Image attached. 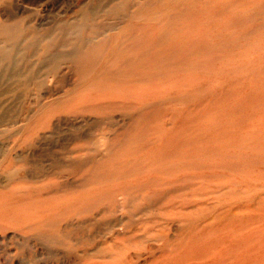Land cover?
Masks as SVG:
<instances>
[{
  "label": "rangeland",
  "instance_id": "1",
  "mask_svg": "<svg viewBox=\"0 0 264 264\" xmlns=\"http://www.w3.org/2000/svg\"><path fill=\"white\" fill-rule=\"evenodd\" d=\"M137 35L183 49L147 63L187 68L164 88L220 93L190 104L184 159L156 120L125 140L142 108L88 99ZM0 44V264H264V0H0Z\"/></svg>",
  "mask_w": 264,
  "mask_h": 264
},
{
  "label": "bare ground",
  "instance_id": "2",
  "mask_svg": "<svg viewBox=\"0 0 264 264\" xmlns=\"http://www.w3.org/2000/svg\"><path fill=\"white\" fill-rule=\"evenodd\" d=\"M9 29L13 30L14 26H10ZM150 34L153 35L155 33L153 31ZM13 35H16V32H13ZM142 44L143 43L138 41L137 35L132 46L127 48L126 51L122 52L114 63V65H116V68L113 71L114 82L107 83L106 79L100 77L99 87H101V90L96 94L89 95L88 99L95 103H100L105 100H122L129 107H138V109L142 108L141 111L134 113L135 115L132 116L130 126L124 131L126 135L125 140L130 139L138 141V126L146 123L148 126H150L149 129L152 130L153 125H151V122L156 120L157 124L162 126L158 127L156 131L158 136L155 137V142L146 141L145 143L149 142L151 148L159 150L160 153H163V148L167 145L166 147L168 148L170 154L176 158L184 159L190 154V150L185 147L184 143L189 146L188 142L192 139L191 134H188L187 131L192 133L193 130L192 125H190L188 121L194 117V115H196L195 109L192 108L190 104L192 102L196 105L204 104V97L207 93H210V96H213L214 99H216L220 93L218 91H207V84H204L203 88L186 91L191 82L184 85H175L174 87L176 89V93L167 90L163 87L165 84L173 82L185 83L188 78H190L187 68L172 67V73H167L165 71L152 73L151 66L147 63L155 61L159 64H163L165 62H174L176 60H186V57L183 54V49H172L170 45L165 44L166 49L168 50V52H166L163 48L156 46L144 47ZM2 45L3 44H0L1 47ZM0 53V60L8 59L11 55V52H9L6 47L1 48ZM193 74L197 73L193 72ZM141 80H143V82H141ZM147 84L151 87L157 85L158 87H161V90H147ZM126 98H128L130 101H127ZM165 99L169 100L158 102ZM176 99L184 103L183 111L186 113L182 115L181 113L177 112L178 110L172 111V114H174V120H178L177 124L180 126L166 128L161 120L164 111L168 108L164 104H172L173 100ZM251 124L252 123L250 122L247 125ZM259 126L264 130L260 124ZM177 131L181 139L176 142L173 140V136ZM254 134L258 140H263L259 133L254 132ZM158 139H160V141H158ZM260 149L261 151L263 150L261 147ZM198 154L200 155L201 152H198ZM194 155L196 154L194 153ZM155 186H157V183ZM143 195H145V193H143ZM254 231L255 229H251L247 232L261 235ZM241 233L243 235L245 234L242 230ZM258 240L260 242L264 241L263 239Z\"/></svg>",
  "mask_w": 264,
  "mask_h": 264
}]
</instances>
